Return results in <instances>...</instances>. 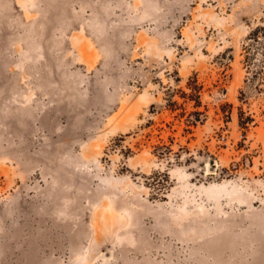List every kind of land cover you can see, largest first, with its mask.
I'll return each instance as SVG.
<instances>
[{
	"label": "rangeland",
	"instance_id": "1",
	"mask_svg": "<svg viewBox=\"0 0 264 264\" xmlns=\"http://www.w3.org/2000/svg\"><path fill=\"white\" fill-rule=\"evenodd\" d=\"M0 264H264V0H0Z\"/></svg>",
	"mask_w": 264,
	"mask_h": 264
},
{
	"label": "trees",
	"instance_id": "2",
	"mask_svg": "<svg viewBox=\"0 0 264 264\" xmlns=\"http://www.w3.org/2000/svg\"><path fill=\"white\" fill-rule=\"evenodd\" d=\"M190 81L187 82L186 87L188 91L177 89L180 91L179 96L183 98L182 101L174 98L176 94V89L168 86L166 89V94L164 97V108L170 110L171 112H175L173 115L175 118H178L180 121L185 123L184 130H190L191 126H196L198 123H201L202 118L200 117L201 114H204V110H200L202 105V89L203 86L201 83L197 81V74L193 73L190 75ZM190 104L192 106L191 109H187V105ZM155 104L152 103L151 107H154ZM159 146V144H155V146ZM160 146H164L167 151L162 152H169L171 148L169 145L162 144Z\"/></svg>",
	"mask_w": 264,
	"mask_h": 264
}]
</instances>
